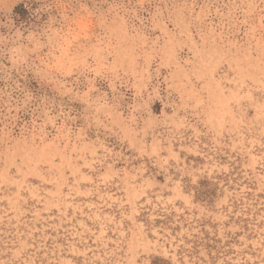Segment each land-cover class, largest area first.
I'll use <instances>...</instances> for the list:
<instances>
[{
	"label": "rangeland",
	"instance_id": "374dc122",
	"mask_svg": "<svg viewBox=\"0 0 264 264\" xmlns=\"http://www.w3.org/2000/svg\"><path fill=\"white\" fill-rule=\"evenodd\" d=\"M0 264H264V0H0Z\"/></svg>",
	"mask_w": 264,
	"mask_h": 264
},
{
	"label": "trees",
	"instance_id": "16d2710c",
	"mask_svg": "<svg viewBox=\"0 0 264 264\" xmlns=\"http://www.w3.org/2000/svg\"><path fill=\"white\" fill-rule=\"evenodd\" d=\"M35 7L34 3H22L16 6L13 10V18L16 23L27 25L31 20L29 19L32 14L30 10H33Z\"/></svg>",
	"mask_w": 264,
	"mask_h": 264
}]
</instances>
